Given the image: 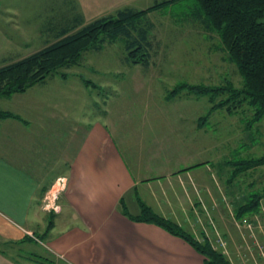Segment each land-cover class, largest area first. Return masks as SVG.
I'll list each match as a JSON object with an SVG mask.
<instances>
[{"label":"crops","instance_id":"crops-1","mask_svg":"<svg viewBox=\"0 0 264 264\" xmlns=\"http://www.w3.org/2000/svg\"><path fill=\"white\" fill-rule=\"evenodd\" d=\"M56 76L67 78L54 74L36 84ZM175 97L164 95L159 102ZM113 98L100 101L113 106ZM15 101L13 109H3L15 117L0 119V264H42L1 244L42 246L37 255L54 264H203L183 238L132 216L143 203L192 232L185 211L191 216L215 195L213 165L206 157L197 161L213 146L212 136H201L212 131L207 118L161 105L158 112L109 115V108L96 110V99L81 113H72V100ZM132 120L139 122L134 135L127 130ZM58 178L64 184L55 200L58 210L46 211L44 195ZM229 224L222 232L238 264L236 246L243 242L232 219Z\"/></svg>","mask_w":264,"mask_h":264},{"label":"rangeland","instance_id":"rangeland-1","mask_svg":"<svg viewBox=\"0 0 264 264\" xmlns=\"http://www.w3.org/2000/svg\"><path fill=\"white\" fill-rule=\"evenodd\" d=\"M160 1L163 0H0V66L41 49L54 41L56 30L71 27L80 20L87 23L102 15L115 13L125 5L146 9ZM195 4V0H179L168 7L148 12L154 23L151 39L155 54L150 66L127 62L124 43L116 39L106 42L100 50L84 52L71 67H59L54 74L67 76L65 80L56 76L53 81L34 84L24 92L0 96V109H13L16 98H53L62 104L72 100V113H81L85 108L90 109L91 101L96 99L99 101L96 110L109 108V115L158 112L161 105L169 107L167 111L171 113L181 108L182 114L207 118L212 131L201 136L208 140L212 136L213 146L207 152H198L197 161L206 157L213 165L214 200L210 204L206 201L202 203L203 206L191 216L188 210L185 211V217H189L185 226H190L197 236L205 232L217 245L221 239L226 240L222 229L231 228V219V226L239 236L245 231L249 237L257 234V228L238 229L240 221L233 217V210L240 195L246 193L249 197L250 193L264 187V165L255 169H239L238 174L236 167L239 164L235 162L264 154V119L248 125L245 120L248 115L240 118L239 114L233 115L221 108L208 114L215 99H220V96L215 98L210 93L182 90L165 104L159 102L164 95L167 97L170 90L183 84L218 86L229 80L235 87L241 86V77L235 67L225 60L221 50L213 47L216 38H206L208 33L192 24L190 19L195 13ZM107 97L113 98V106L109 103L106 107L102 105V99ZM82 106L85 108L81 109ZM63 107L69 108V104L59 106ZM92 112L93 109L87 114ZM127 122L130 124L127 130L134 135L139 122ZM227 179L231 181L226 183ZM258 213L259 224L264 226V200L260 201ZM259 236L262 241L257 240L256 243L264 248V227ZM249 239V242H254V239ZM1 246L11 253L18 248L21 253L27 254L43 250L42 246L34 244L9 248L4 244ZM236 247L238 249V244ZM236 260L240 264L237 257ZM231 264L236 263L232 261Z\"/></svg>","mask_w":264,"mask_h":264},{"label":"trees","instance_id":"trees-1","mask_svg":"<svg viewBox=\"0 0 264 264\" xmlns=\"http://www.w3.org/2000/svg\"><path fill=\"white\" fill-rule=\"evenodd\" d=\"M179 0H163L146 9L124 6L97 17L89 22L80 20L77 24L58 29L55 39L41 49L22 58L0 66V96L7 97L24 92L36 83L54 75L59 67H71L89 50H100L107 42L122 40L126 49L125 59L132 64L149 66L155 52L151 39L154 26L148 12L168 7ZM192 24L207 32L206 38H216L213 47L224 53L241 77V86L231 81L224 85L183 84L170 90L167 98L177 96L182 90L189 93H210L215 98L208 114L217 108L230 114L245 117L248 125L264 119V0H195ZM63 76V75H62ZM88 82V81H87ZM15 117L0 109V119ZM206 118L201 117L200 120ZM247 125V126H248ZM239 169H255L264 165V154L258 157L237 160ZM246 171V170H245ZM244 171V172H245ZM231 180L227 179L226 183ZM234 204L233 217L236 220L252 221L259 212L260 201L264 200V187L248 195L242 194ZM141 211L134 219L152 222L169 233L187 241L203 256V264H231L221 250L214 248L211 237L205 232L200 236L186 230L175 222L153 212L141 203ZM227 240V239H226ZM22 241H31L23 239ZM24 258L35 257L38 263L54 264L48 256L29 252Z\"/></svg>","mask_w":264,"mask_h":264},{"label":"built area","instance_id":"built-area-1","mask_svg":"<svg viewBox=\"0 0 264 264\" xmlns=\"http://www.w3.org/2000/svg\"><path fill=\"white\" fill-rule=\"evenodd\" d=\"M63 185H64L63 179L58 178L55 181V183L46 191L44 198H43V204H42V208L44 210L46 211L58 210V206L55 204V200L58 196V193L62 190ZM259 215L260 213L254 214L252 221L250 222L242 221L239 224H237L238 229H240V227H243L245 230L246 229L251 230L253 228L258 229L257 234H256L258 238L256 235H253L250 237L254 239L253 243L248 242L246 240L244 235L248 234L247 231H245L244 233H241L240 235L243 243L238 245V249H237L238 254L236 255V257L244 264H264V248H262L258 243H256L257 240L258 241L261 240V237L259 236V234L262 233V227H264L259 224L260 222ZM254 225H257V226L254 227ZM213 246L214 248L221 250L225 255H227L230 261L232 262L233 257L231 256L232 254L229 251V244L227 240L221 239L219 244L217 245L213 244Z\"/></svg>","mask_w":264,"mask_h":264}]
</instances>
